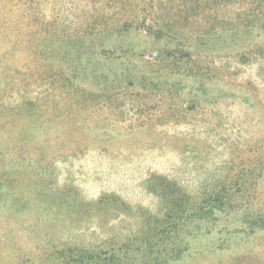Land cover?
Returning <instances> with one entry per match:
<instances>
[{
	"label": "rangeland",
	"instance_id": "374dc122",
	"mask_svg": "<svg viewBox=\"0 0 264 264\" xmlns=\"http://www.w3.org/2000/svg\"><path fill=\"white\" fill-rule=\"evenodd\" d=\"M0 264H264V0H0Z\"/></svg>",
	"mask_w": 264,
	"mask_h": 264
},
{
	"label": "trees",
	"instance_id": "16d2710c",
	"mask_svg": "<svg viewBox=\"0 0 264 264\" xmlns=\"http://www.w3.org/2000/svg\"><path fill=\"white\" fill-rule=\"evenodd\" d=\"M180 255H181V254H180V253H178V254H176L175 256H176V257H179ZM173 257H174V256H173Z\"/></svg>",
	"mask_w": 264,
	"mask_h": 264
}]
</instances>
